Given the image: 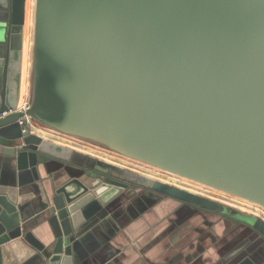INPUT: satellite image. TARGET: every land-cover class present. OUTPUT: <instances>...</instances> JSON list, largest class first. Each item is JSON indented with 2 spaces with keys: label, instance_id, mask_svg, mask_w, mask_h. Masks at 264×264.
Instances as JSON below:
<instances>
[{
  "label": "water",
  "instance_id": "water-1",
  "mask_svg": "<svg viewBox=\"0 0 264 264\" xmlns=\"http://www.w3.org/2000/svg\"><path fill=\"white\" fill-rule=\"evenodd\" d=\"M26 20L27 0H0V156L14 170L0 183V264L25 254L22 264H73L83 236L141 189L241 223L255 242L227 264H264L262 218L227 214L21 124L29 117L264 208V0H35L24 112Z\"/></svg>",
  "mask_w": 264,
  "mask_h": 264
},
{
  "label": "crops",
  "instance_id": "crops-1",
  "mask_svg": "<svg viewBox=\"0 0 264 264\" xmlns=\"http://www.w3.org/2000/svg\"><path fill=\"white\" fill-rule=\"evenodd\" d=\"M25 44L26 38L19 107L29 104L31 96ZM79 150L99 156L84 147ZM13 175V166L0 156V183H8ZM23 195L27 201L34 196ZM113 205L108 222H101L79 241L73 264H227L241 245L255 242L245 226L232 223L224 214L179 205L145 189L126 190ZM26 258L22 255L19 264Z\"/></svg>",
  "mask_w": 264,
  "mask_h": 264
},
{
  "label": "rangeland",
  "instance_id": "rangeland-1",
  "mask_svg": "<svg viewBox=\"0 0 264 264\" xmlns=\"http://www.w3.org/2000/svg\"><path fill=\"white\" fill-rule=\"evenodd\" d=\"M33 1L35 3V0H27V20H26V27H25V31H26L25 32L26 33V35H25L26 52L29 53V56L27 59H28V64H29L28 66H30L29 67L30 71L32 68V46H33L34 12H35V4L33 5ZM35 128H37V127H35ZM38 128H40V127H38ZM47 131H50V130H47ZM50 132H52V131H50ZM54 136L57 137L55 134H54ZM57 139H59L62 142L72 144V145H76V146L79 145L82 147H84V146L86 147L87 145H89L91 148H93L95 150H99V152L107 154V156L99 154L100 156H94L95 158L105 160L111 164H115L116 166H119V167L121 166V168H125L126 170H129V171L131 170L132 172H134L136 174L151 178V179L156 180V181L166 183L168 185L175 186L177 188L183 189V190L188 191L190 193L196 194V192H198L199 196L205 197L211 201H215L217 203H220V205H217L216 208H218L219 210H221L227 214H230V213L232 215L234 214L235 216H237L238 218H241L243 220H254V219H256V217L260 218V216L257 215L256 212H253V211H246L245 209H243L244 210L243 212H240V211H242L240 209H239L240 211H237L236 209H238V208H235L236 207L235 205H242L240 203H237L234 201L232 202L231 200L229 201V199L221 197L217 194H214L213 192L211 193L210 191L195 188L191 184L182 183L180 181L175 180L174 178L163 177L162 175L155 173L152 169H150L148 167L138 165V164L135 165L133 162L126 161L122 157L121 158L117 157V156H121V155H119L113 151H110L106 148H101L99 146H95L94 144L77 141L75 139L65 137L64 135L57 137ZM78 158H82V157L78 156ZM83 159H87V157H83ZM150 186H152L153 188H162L161 186L159 187L157 184H154V183H150ZM203 194H205L206 196H203ZM199 199L200 198H198V199L195 198L194 200L199 201V202L202 201ZM222 201L228 203V205L223 203ZM204 202H206V201H204Z\"/></svg>",
  "mask_w": 264,
  "mask_h": 264
},
{
  "label": "bare ground",
  "instance_id": "bare-ground-1",
  "mask_svg": "<svg viewBox=\"0 0 264 264\" xmlns=\"http://www.w3.org/2000/svg\"><path fill=\"white\" fill-rule=\"evenodd\" d=\"M34 4H35V3H34V1H33V5H34ZM25 52H26V45H25ZM39 127H40V126H39ZM34 134H36V135H38V136H40V137H42V138H44V139H48V140H50V141H52V142L58 143V144H60V145H64V146L69 147V148H72V149H77L79 152H82V151L79 150V147H82V146H79V145L76 146V145L68 144V143L62 142V141H60L59 139H57V137H60V136H61V135H60L59 133H57V132H53V131L50 132V131H47V129H45V128H43V127H40V128L37 127V128L34 129ZM54 134H55L57 137H55ZM84 148H87V149L93 150V151H95V152H97V153H99V154H101V155H106V156H107V154L102 153V152H99V150H95V149L91 148L89 145H87L86 147L84 146ZM82 153H84V152H82ZM84 154H86V153H84ZM86 155H88V154H86ZM117 157H120V158L122 157V158L125 159L126 161L133 162L135 165L138 164V165H142V166L148 167V168L152 169L155 173H157V174H159V175H162L163 177L174 178L175 180L180 181V182H182V183L191 184V185H193L195 188L202 189V190H206V191H210L211 193L213 192L214 194H217V195H219V196H221V197H224V198L229 199V201L231 200L232 202L234 201V202H237V203L245 204V205H235V206H236L235 208H238V209H240V210H242V211H244L243 209H245L246 211H253V212H256L257 215H259L260 218H262V219L264 220V208H262V207L259 206V205L253 204V203L248 202V201H246V200H243V199H241V198H239V197H235V196H232V195H229V194H225V193L220 192V191H218V190H216V189H211V188L206 187V186H203V185H201V184H199V183H196V182H193V181H190V180L184 179V178H182V177H179V176L173 175V174H171V173H169V172H167V171H163V170L157 169V168H155V167H152V166L146 165V164L141 163V162H138V161H136V160H132V159L126 158V157H124V156H117ZM93 158H95V157H93ZM96 159H98V158H96ZM99 160H101V159H99ZM102 161H105V160H102ZM105 162H107V161H105ZM108 163H109V162H108ZM110 164H111V163H110ZM196 193H198V192H196ZM198 194H199V193H198ZM201 195H202V194H201ZM203 196H205V194H203ZM223 203L227 204L226 202H223ZM227 205H228V204H227ZM229 205H230V204H229ZM233 207H234V206H233Z\"/></svg>",
  "mask_w": 264,
  "mask_h": 264
},
{
  "label": "built area",
  "instance_id": "built-area-1",
  "mask_svg": "<svg viewBox=\"0 0 264 264\" xmlns=\"http://www.w3.org/2000/svg\"><path fill=\"white\" fill-rule=\"evenodd\" d=\"M28 106H29V104H25V105L19 107V111L26 112L27 109H28ZM24 123L28 125V127L31 129V131L33 130L34 127H39L40 126L38 123L35 122V120H33V119L29 118V117H27L24 122H21V124H24Z\"/></svg>",
  "mask_w": 264,
  "mask_h": 264
},
{
  "label": "flooded vegetation",
  "instance_id": "flooded-vegetation-1",
  "mask_svg": "<svg viewBox=\"0 0 264 264\" xmlns=\"http://www.w3.org/2000/svg\"><path fill=\"white\" fill-rule=\"evenodd\" d=\"M95 145V144H94ZM95 146H98V145H95ZM99 147H101V148H104V147H102V146H99ZM129 171V170H128ZM131 171V170H130ZM132 172V171H131ZM134 173V172H133ZM188 192V191H187ZM194 194V193H193ZM198 193H196V195H197ZM199 195V194H198ZM240 204H242V203H240ZM242 205H245V204H242Z\"/></svg>",
  "mask_w": 264,
  "mask_h": 264
},
{
  "label": "trees",
  "instance_id": "trees-1",
  "mask_svg": "<svg viewBox=\"0 0 264 264\" xmlns=\"http://www.w3.org/2000/svg\"><path fill=\"white\" fill-rule=\"evenodd\" d=\"M26 45V44H25ZM100 156V155H99ZM105 157V156H104ZM106 158V157H105ZM206 196V195H205ZM223 202V201H222ZM228 204V203H227Z\"/></svg>",
  "mask_w": 264,
  "mask_h": 264
}]
</instances>
